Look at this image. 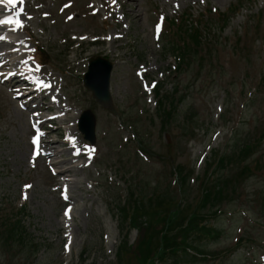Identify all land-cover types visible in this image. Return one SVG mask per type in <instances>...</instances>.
I'll return each mask as SVG.
<instances>
[{"label": "rangeland", "instance_id": "rangeland-1", "mask_svg": "<svg viewBox=\"0 0 264 264\" xmlns=\"http://www.w3.org/2000/svg\"><path fill=\"white\" fill-rule=\"evenodd\" d=\"M148 1L152 7L155 4V6H158L159 9L165 5V0ZM194 3L195 2L192 0H184L182 10L187 5H193ZM146 4V0H134L130 3V11H128L130 18L126 22L127 24L130 23L132 26L129 32V40L119 42L117 45H113V48L115 46L126 47V45H130L132 43L131 48L135 50V56H131V53H133L132 49H130V53H128L126 49L122 51L124 61L121 66L122 72L119 68L117 73L115 92L117 90V93L124 99L122 103L126 111L124 114L125 119L129 117L138 119V109L141 107L144 110V114L142 117H140L141 121L138 123L139 125L136 126V128L134 127L135 130L138 128L143 131L142 139L144 143L150 144L159 156H166V159L169 161L174 162V157L176 158V156L179 155L180 161L183 158L189 159V157H191L192 162L195 150H197L201 144H206L211 147L221 146L228 138L231 128L228 126H223L221 129V134L214 139L213 143H211L212 138L211 135H209L208 137L206 136L203 139H199L196 144H191L189 142L178 144L177 138L179 137L183 139L184 133H180L177 127L171 126L170 129H168V132L172 133L173 135V141H171V146L169 148L172 149L170 153L172 154V158H169L167 155L168 153L164 154L167 151L166 139L168 140V137L165 136V134L163 135L164 132L161 131L160 120H157L156 127H154L152 123L149 124L147 122V120L152 121L153 119L159 117L157 108L150 105L149 108L151 109V112L147 113V108L144 106L131 107L133 105L135 96H139V93L141 92V87L139 84H137V82H135L136 86L138 87L137 91H131L132 86L135 84L131 83L130 77H132V75L134 76V71L137 69L139 64L137 61L138 58L136 57L138 55L137 53L143 54V63L149 62L150 64H154V62H156V66L160 67L161 72L164 70L173 71V60L167 55H162V47L164 45L163 40L159 43L154 42L152 22L153 16L151 15L150 11L147 12V9L151 6ZM209 4L210 9L213 7V5L212 3ZM216 6L220 8L219 13H225L231 7L235 13V10L238 7L241 8V10L238 12V15L235 16V18L231 21L230 27L225 31L221 38H219L218 44L221 46V39L227 38L226 43H228L229 38L234 40L235 38L243 37L244 31H241L240 29L243 27L244 22L248 23L253 21L258 13L264 9V0H224L223 2L217 3ZM202 11L203 7H201V10H197L195 14L202 13ZM209 16L212 24L217 27L219 25V19L217 15L212 14ZM98 23L99 21L97 19V24ZM98 30H100V28ZM236 32L237 35L234 38ZM208 33L210 34L208 39L216 42L218 39L219 30L216 28L215 32ZM240 45L241 48L246 52L247 50H245V47L248 46V48H252L251 42L247 44L246 40H242ZM257 49V52L254 51L257 61L254 62L253 69L252 63H245L244 65H235L230 63L229 60L231 57H234L235 59L239 57L234 56L233 52L228 56L227 51L223 50V47H221L222 66L220 69L221 74L219 76H211L208 69H206L202 75H197V72L192 68L183 74H180L176 71L172 74V77L177 80V84L180 87H190L196 92H203L210 89L225 91L228 90L232 85H235L237 92H239L244 83V85L252 86L254 85L255 79H259L262 73H264V67L259 66L260 61H264V45H262V43L257 44ZM210 50L213 53L219 51L218 49L214 51L211 49V46L209 49H207V52H210ZM156 66H153V68ZM251 76L253 77L252 83H250L248 80L249 78L252 79ZM167 89H170V85H168ZM214 95L215 92L213 91L204 99V103L208 108L213 107ZM223 95L224 94L222 93L221 97ZM128 107H130V110H127ZM8 109L9 111L6 114V117L8 118L9 116L13 115L15 116V120L12 125H8V121L0 124V204L4 195H10L12 197L11 199L13 201V206L4 210H10L9 213L0 214V223H6V225H8L10 223V219L18 220L20 218L17 210L18 208L16 205H14V200L15 198L18 199L19 197L20 185L33 180L35 183V189L32 191L31 197L26 204L27 212L25 213H29V219L27 220L33 222V225L36 227V232L33 234L34 239H38L40 235L42 238L49 236L48 241L43 242V239H41L39 240L40 244H34L31 246L32 250L29 252H24L26 255H37V259L34 264H77L80 262L81 257H84V252L87 250V248H89L91 252L89 256L86 257L88 258V261H86L84 264H111L113 260L115 262V255L118 249V245L115 244V241L119 236V231L116 226L118 224L117 221L115 222L116 217L115 220L110 219L109 214L106 213V210H102L100 215H97V206H95V209L93 206L92 210H89V216L83 212L82 214H79L80 217L76 222L79 223L80 229L78 227H73L72 231L75 241L72 250L73 255H65L67 246L62 247L63 241L61 240L64 233V228L63 225L58 223L62 217L61 209L63 205H61V202L59 204L52 194H48V183L45 179L42 180L44 177H48V173L42 170V166H39L36 172L28 173L26 161L30 155L31 149L28 144L30 136L26 128V121L16 110L15 106H9ZM162 111L163 110L160 109V114ZM261 111L262 113L259 115H264V104ZM215 131H219V129L216 128ZM1 134L4 135L2 136ZM244 135H246V133ZM99 144L101 149L103 148L104 151H106L104 144L101 142ZM191 145H193V149L190 148ZM129 152L130 156L134 158L133 155L135 152V143L131 145ZM151 158L157 159L154 155L151 156ZM126 159L127 161L123 163V171L127 180H131L133 178L131 174H128V168L130 167V169H133L131 168L132 165L139 167L141 174L139 175V178L141 180H144L147 175H156L155 173H159V170L152 166L154 165V162H141L137 158L136 160H130L128 158ZM176 162L177 161H175V163ZM111 166L113 169L116 167L114 161L112 162ZM133 175L135 176V173ZM152 187L153 186L148 189V193L152 192ZM133 188L135 189V186H133ZM133 192L135 193L137 191ZM129 195L130 194H127L126 196V194H124V197L126 196V201L129 199ZM110 204L111 206L109 205L108 211L114 210L113 206L116 204V201L113 203L110 201ZM87 205L89 208L91 207L90 202L87 203ZM103 213H106L105 217L102 216ZM114 215H116V211H114L113 216ZM103 234H105L107 237V244H105V246L102 245ZM136 238L137 234L133 232L130 237L131 242H134ZM26 255H24L23 252H20L19 256L15 255L14 257H11L9 262H7L4 260V254L2 252V254L0 253V264H26V260L28 258L26 257L24 261Z\"/></svg>", "mask_w": 264, "mask_h": 264}, {"label": "bare ground", "instance_id": "bare-ground-1", "mask_svg": "<svg viewBox=\"0 0 264 264\" xmlns=\"http://www.w3.org/2000/svg\"><path fill=\"white\" fill-rule=\"evenodd\" d=\"M5 8H0V13H4L5 12ZM14 28H17V25L13 24V25H9V24H4V25H0V30L5 32V34H11L14 33L12 32ZM4 34V35H5ZM22 43L21 39H15L12 41H2L0 40V70H9L10 72L14 73L11 76V80L15 81L13 88L19 87V89H26V90H30L31 89V85L32 82H27V79L25 80L24 78H22L21 75H19V72H22L24 74H27V72L25 70H21L19 67V63L15 60V57L17 56V53L12 52V48L17 47L18 45H20ZM11 48V49H10ZM1 77V76H0ZM29 81V80H28ZM31 81V80H30ZM39 84V89L38 92H41V94H44V91L42 90V86ZM45 90V89H44ZM46 91V90H45ZM54 92V91H53ZM33 93V92H32ZM46 98H44L43 100H45ZM59 102V101H57ZM52 104H43L42 102H38L37 103V98H32L30 104H28V107L31 108V110L29 112H33V111H39V112H50L52 113ZM71 109L67 108L66 110V114L68 112H70ZM76 118H78V115H74L71 116L70 118H66V119H60L59 117H55L53 119H47L45 117H43V115H39L37 120L39 122H47L50 121V125L51 127H54V132H53V136L55 138H58L60 136L61 130L58 127H55L54 124H56L58 122V120L61 123H65L67 125L71 124V122H73ZM47 137V134H45L44 136L41 137V139L39 140V145H40V150L47 152L48 153V157L53 161V165L59 168V173H58V177H59V181L62 183H65L67 186L70 185L69 181H65L64 179H60L62 175L66 174H70L73 175L74 171L76 168H64V165H66L67 163H71L73 162L72 160L69 161H60L59 157H60V151L57 149L58 146H56L55 142H51L49 144L45 143V139ZM59 143L61 144V142L59 141ZM70 145H73V142L69 143ZM55 145V146H54ZM76 212V211H75ZM72 218H74V216L72 215Z\"/></svg>", "mask_w": 264, "mask_h": 264}, {"label": "snow or ice", "instance_id": "snow-or-ice-1", "mask_svg": "<svg viewBox=\"0 0 264 264\" xmlns=\"http://www.w3.org/2000/svg\"><path fill=\"white\" fill-rule=\"evenodd\" d=\"M7 2L15 6L17 3V0H7ZM0 24H15L17 25V27H22V23L19 19H10V20H5V21H0Z\"/></svg>", "mask_w": 264, "mask_h": 264}]
</instances>
